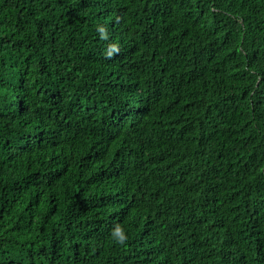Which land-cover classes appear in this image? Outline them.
Masks as SVG:
<instances>
[{"label":"trees","instance_id":"16d2710c","mask_svg":"<svg viewBox=\"0 0 264 264\" xmlns=\"http://www.w3.org/2000/svg\"><path fill=\"white\" fill-rule=\"evenodd\" d=\"M0 264H264V0H0Z\"/></svg>","mask_w":264,"mask_h":264},{"label":"clouds","instance_id":"9594fccd","mask_svg":"<svg viewBox=\"0 0 264 264\" xmlns=\"http://www.w3.org/2000/svg\"><path fill=\"white\" fill-rule=\"evenodd\" d=\"M100 31H101V33H104L103 28H101ZM105 38H106V34H105ZM113 50H115V49H113ZM113 236L118 243H120V244L125 243L126 237L124 236L122 229H120V228L115 229V231L113 232Z\"/></svg>","mask_w":264,"mask_h":264}]
</instances>
